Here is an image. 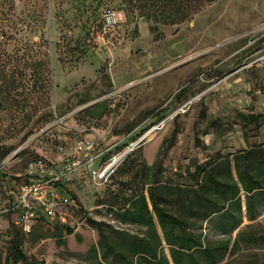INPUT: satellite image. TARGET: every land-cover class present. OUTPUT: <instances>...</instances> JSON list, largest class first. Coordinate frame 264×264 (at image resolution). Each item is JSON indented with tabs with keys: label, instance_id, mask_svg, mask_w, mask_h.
Wrapping results in <instances>:
<instances>
[{
	"label": "rangeland",
	"instance_id": "obj_1",
	"mask_svg": "<svg viewBox=\"0 0 264 264\" xmlns=\"http://www.w3.org/2000/svg\"><path fill=\"white\" fill-rule=\"evenodd\" d=\"M105 9L121 13L112 27ZM251 113L262 114L259 124L241 117ZM155 126L106 181L87 169L67 174L76 206L60 210L63 225L34 224L38 240L23 245L28 256L107 264L88 252L99 241L88 217L112 238L115 229L152 238L110 210L122 203L118 192L125 200L138 185L141 160L174 178L216 153L264 145V0H0V264L14 218L8 197L12 203L31 177V163L60 167V148L72 151L82 138L106 149L98 169ZM242 218L232 232L224 220L222 229L202 232L239 239L218 264H264V209L254 220L243 210Z\"/></svg>",
	"mask_w": 264,
	"mask_h": 264
},
{
	"label": "trees",
	"instance_id": "obj_2",
	"mask_svg": "<svg viewBox=\"0 0 264 264\" xmlns=\"http://www.w3.org/2000/svg\"><path fill=\"white\" fill-rule=\"evenodd\" d=\"M261 115L251 113L241 117L247 123L259 124ZM209 123L219 128L213 119ZM172 144L173 137L169 144L163 142L161 146L167 149ZM129 156L115 169L125 168L131 160ZM140 162V170L134 172L139 187L136 185L135 189H130L125 200L118 192L115 196L122 203L116 208L111 205L110 210L116 221L143 226L152 238L116 229L113 231L116 236L112 238L104 230L103 222L88 217L87 221L99 234L98 243L88 251L97 261L104 259L107 264H218L226 252L237 249L239 239H232L231 235L216 240L207 239L202 233L204 229L212 227L220 230L224 220L229 222L224 232L229 233L241 224L243 210L248 220H254L264 209L263 143H252L231 156L216 153L208 161L195 164L194 169L187 168L185 172L176 173L174 178L163 176L156 161L152 164L145 160ZM29 181L28 177L22 183ZM61 187L65 189L64 183ZM65 191L76 206L75 197ZM8 207H11V196L8 197ZM9 211L13 214L12 210ZM35 223L64 224L43 216L36 218L32 225ZM33 226L30 232L25 233L12 219L8 226L9 240L3 264H46L42 259L28 256L23 249L28 239L32 244L38 240L33 237ZM165 246L169 249V256L164 252Z\"/></svg>",
	"mask_w": 264,
	"mask_h": 264
},
{
	"label": "built area",
	"instance_id": "obj_3",
	"mask_svg": "<svg viewBox=\"0 0 264 264\" xmlns=\"http://www.w3.org/2000/svg\"><path fill=\"white\" fill-rule=\"evenodd\" d=\"M103 15L108 27L114 26L121 18V13L113 9H105ZM106 149H102L97 140L82 139L74 143L72 151L60 148V167H52L44 160L38 159L28 166L29 182L19 186V193L12 201L9 210L14 213L13 222L28 233L33 221L45 217L50 221H65L60 211L62 208L73 206L74 202L61 187L68 173L80 169L90 170L98 181H106L121 162L114 163L111 157L101 168L95 169L97 158H102ZM116 155H119L116 154ZM113 162V165H108Z\"/></svg>",
	"mask_w": 264,
	"mask_h": 264
},
{
	"label": "bare ground",
	"instance_id": "obj_4",
	"mask_svg": "<svg viewBox=\"0 0 264 264\" xmlns=\"http://www.w3.org/2000/svg\"><path fill=\"white\" fill-rule=\"evenodd\" d=\"M155 131H156V128L155 127H153V128H151L150 130H148L144 135H145V140H148V139H150L153 135H154V133H155ZM129 152V149H126V150H124L123 152H121L119 155H115V157L112 159V161L114 162V163H116V162H120L122 159H124L123 157L127 154Z\"/></svg>",
	"mask_w": 264,
	"mask_h": 264
},
{
	"label": "water",
	"instance_id": "obj_5",
	"mask_svg": "<svg viewBox=\"0 0 264 264\" xmlns=\"http://www.w3.org/2000/svg\"><path fill=\"white\" fill-rule=\"evenodd\" d=\"M155 128L157 129V126H155ZM145 140V135L141 136L137 141H135L131 146H129V151L133 149L134 146H137L139 144H141L143 141ZM16 153V152H15ZM14 153V154H15ZM111 165H113V162H111L108 167H110Z\"/></svg>",
	"mask_w": 264,
	"mask_h": 264
}]
</instances>
